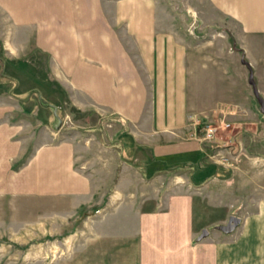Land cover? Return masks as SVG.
<instances>
[{"label":"crops","instance_id":"0c3cea01","mask_svg":"<svg viewBox=\"0 0 264 264\" xmlns=\"http://www.w3.org/2000/svg\"><path fill=\"white\" fill-rule=\"evenodd\" d=\"M65 1L0 0V12L47 44L53 79L89 94L122 126L96 148L38 145L26 164H18L24 140L0 129V237L61 233L84 210L78 264H264V205L252 199L253 188H264V158L248 152L247 133L212 147L195 130L200 118L221 117L237 91L247 114L239 118L264 123V0H199L230 22L238 51L228 34L201 41L179 14L161 21L149 3L103 7L89 19L87 6ZM88 149L96 152L87 159ZM233 158L240 210L253 205L250 226L221 231L228 206L201 238L202 206H226L231 196L223 174ZM247 215H237L239 224Z\"/></svg>","mask_w":264,"mask_h":264},{"label":"rangeland","instance_id":"374dc122","mask_svg":"<svg viewBox=\"0 0 264 264\" xmlns=\"http://www.w3.org/2000/svg\"><path fill=\"white\" fill-rule=\"evenodd\" d=\"M65 3L72 5V9L77 5L87 6L89 19L94 18L95 11L97 14V11L103 7L111 12L112 7L119 4L149 3L155 7L156 16L161 21L170 20L166 13L179 14L178 18L183 21L185 32L195 33L201 41L217 34L218 36L228 34L227 37L231 40L230 32L233 30L227 19L208 10L199 0H66ZM194 7L198 10L193 11ZM121 9L122 7L119 8L120 11ZM71 14H74V11ZM29 25L22 26L0 12V129L7 134L14 133L12 138L24 140V149L18 164L24 162L26 164L38 145L49 142L72 141L77 148H81L85 142L92 144L93 148H96L99 141L111 144L112 140H105L104 134L116 132L122 124L117 123V118H113V115L104 114L102 109L97 108L93 97L89 94L78 90H66L59 81L50 76L47 44H41L35 40V33ZM117 32L122 42L128 41L127 37H123L122 29ZM230 42L231 48L238 51L234 41ZM234 70L235 68L232 71ZM234 79L237 77L235 76ZM232 94H234L232 101L220 106L221 117H217L219 112L216 111L215 117H203L195 122L196 131L207 124H214L216 127L215 136L212 139L200 137L199 141L203 145L210 143L214 147L216 142L226 140V144L230 145L234 142V138L237 140L242 133H247L249 138L253 137L252 143L248 144V152L264 158V123H259L257 126L254 123L243 122L239 118L240 113L247 115L240 111L239 101L243 93L237 91ZM228 135H233L234 138L229 140ZM231 150L235 151L236 148ZM95 152L94 149L90 151L88 149L85 153L88 155L86 158L94 157ZM232 163V168L235 166L236 169L227 170L223 174L230 179L229 183L232 185L226 186L227 195H231L230 198L227 196V203L229 202L230 205L226 203V206H221L220 204L214 208L215 204H213L209 209L202 206L198 219L202 229H209V224L213 221H221L219 215L224 213L225 207L233 205L234 207H231L233 215L248 213L246 219L236 227L250 226L249 218L253 216L250 212L253 205L248 202L246 206L248 209L240 210L243 203L240 204L237 201L242 193L238 187L239 183L241 184L238 177V161L233 158ZM242 172H247L249 179L255 178L257 174L255 166L252 170L246 169V172ZM222 187L218 189L223 190ZM252 190L253 203L259 201L264 205V188L255 187ZM253 210L256 212V209ZM83 212L84 210H80L77 216L66 223L61 233L47 234L46 230L41 229L37 235L18 237L21 240H11L8 236L0 237V264H78L80 229L87 226L83 224V218L80 217ZM232 237L234 241L235 234Z\"/></svg>","mask_w":264,"mask_h":264},{"label":"water","instance_id":"95a60500","mask_svg":"<svg viewBox=\"0 0 264 264\" xmlns=\"http://www.w3.org/2000/svg\"><path fill=\"white\" fill-rule=\"evenodd\" d=\"M251 77V75H249ZM252 79V77H251ZM253 80V79H252ZM253 84V81H251ZM264 111V109H263ZM240 222L239 217L235 216V215H230L227 219V222L225 224L219 225L218 228L225 232V233H229L231 232ZM207 235V230L206 229H202L201 233H200V237H204Z\"/></svg>","mask_w":264,"mask_h":264},{"label":"built area","instance_id":"2783aa9c","mask_svg":"<svg viewBox=\"0 0 264 264\" xmlns=\"http://www.w3.org/2000/svg\"><path fill=\"white\" fill-rule=\"evenodd\" d=\"M216 127L214 124H207L199 128V133L204 139L210 140L215 136Z\"/></svg>","mask_w":264,"mask_h":264}]
</instances>
